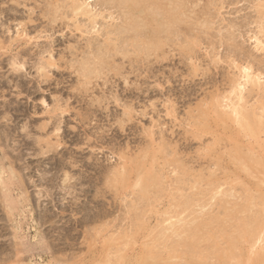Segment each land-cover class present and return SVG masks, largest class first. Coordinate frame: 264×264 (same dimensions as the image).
I'll use <instances>...</instances> for the list:
<instances>
[{"label": "rangeland", "instance_id": "374dc122", "mask_svg": "<svg viewBox=\"0 0 264 264\" xmlns=\"http://www.w3.org/2000/svg\"><path fill=\"white\" fill-rule=\"evenodd\" d=\"M154 1L0 0V264H264V122L246 140L219 121L240 96L264 119V0ZM246 68L262 85L239 95ZM237 132L262 161L231 158Z\"/></svg>", "mask_w": 264, "mask_h": 264}, {"label": "bare ground", "instance_id": "6f19581e", "mask_svg": "<svg viewBox=\"0 0 264 264\" xmlns=\"http://www.w3.org/2000/svg\"><path fill=\"white\" fill-rule=\"evenodd\" d=\"M138 1H139V0H118V2H120L121 4H124L125 6H129V7H132L133 5L135 6V4L138 3V5H142V8H141V10H140V9H137V11H138V12H142V13L145 12L146 9H147V8L144 7V4H143V3H145V2H142V0H140L142 3H141V2H138ZM107 2H108V1H107ZM112 2H113V1H112ZM162 2H163V1H162ZM140 3H141V4H140ZM159 3H160L159 0H155L154 3H153V7L156 6V8H157V6L159 5ZM134 6H133V7H134ZM173 6H174V4H173ZM138 7H139V6H138ZM159 7H160V6H159ZM139 8H140V7H139ZM170 9H172V8H170ZM176 12H177V11H176ZM169 13H170V14H169ZM169 13H168V14H169V16H168L169 20H171V21L174 20V19H175V17H174V16H175L174 13H173V12H169ZM176 17H177V16H176ZM134 18H135V16H134ZM263 18H264V17H263ZM132 20H133V19H132ZM133 21H134V20H133ZM135 21H136V20H135ZM171 21H169V22H171ZM172 22H173V21H172ZM139 36H140V35H139ZM132 38H133V37H132ZM149 42H150V41H149ZM163 43H164V42H163ZM150 45H151V44H150ZM150 45H149V46H150ZM119 46H120V45H119ZM100 47H101V46H100ZM159 47H160V46H159ZM118 52H119V51H118ZM86 66H87V65H86ZM83 69H84V68H83ZM246 69H247V68H246ZM248 69H249V68H248ZM248 69L245 70V76L243 75V76H244L243 78H245L244 83H240V84H238L237 89L234 88V89H235V93L238 92L239 95H242L243 92L246 91V88H247L249 85H253V86L255 85V87H256V83L260 80V78H259L258 76H256L257 78L253 77V76L249 73ZM92 72H93V71H92ZM261 75H262V74H261ZM91 76H92V75H91ZM91 76H90V77H91ZM239 79H240V78H239ZM238 81H239V80H238ZM240 81H241V80H240ZM232 82H233V81H232ZM259 83H261V82H258V84H259ZM259 85H262V84H259ZM259 85H257L258 88H259ZM234 86H235V85H234ZM236 86H237V85H236ZM255 87H254V88H255ZM247 89H248V88H247ZM259 90H260V88H259ZM231 91H232V90H231ZM238 94H237V95H238ZM243 99H244V98H242V97L240 96L239 99H238L239 102H237V103H235V102H231V103L228 105V107H229V109H230V113H226V114H222V115H220V116H219V121H220L221 123H223V124H227V122H229V121H233L234 123H236V124L240 127V130L242 129L241 132L243 131V132L246 134V135H245V138L248 137V139H250V140H251V138H255V137L259 138V137H258L259 134H258L257 131H256L257 133L255 132V129L261 130V128H262V123L264 122V121H262V120H264V119H261V118H263L264 115L261 114V115H263V116L260 118L261 121L258 120L259 118H258L257 116H259V114H260V112H259L260 109H261V111H262L261 113H263V107H262V108H261V107H260V108L258 107V108H259V111H256L258 108H256L254 105H252V106H254V107L256 108V110L253 109L254 107L252 108V109H253L252 112L256 111V113H254V114H255V115L257 114V116H255V115H253L251 112H249V111H251V109H248V110H249V111H248L247 108H246L245 106L243 107V105L240 104V102H241ZM257 99H258V98H257ZM261 101H262V100H261ZM228 102H229V101H228ZM253 102H254V101H253ZM258 102H259V104H260V101H259V100H258ZM247 103H248V102H247ZM263 103H264V102H263ZM213 105H214V104H213ZM260 105H261V104H260ZM260 105H259V106H260ZM256 106H257V105H256ZM261 106H264V105H261ZM219 108H220V106H219ZM245 108H246V109H245ZM248 108H249V107H248ZM217 109H218V108H217ZM229 109L227 108V111H228ZM214 111H215V109H214ZM214 111H213V112H214ZM228 112H229V111H228ZM257 112H259V113H257ZM210 114H212V113L210 112L208 115H210ZM213 114H214V113H213ZM213 114H212V115H213ZM212 115H211V117H212ZM261 115H260V116H261ZM211 117H210V119H211ZM255 117H256V118H255ZM257 118H258V119H257ZM208 120H209V118H208ZM208 120H207V121H208ZM214 120H215V118H214ZM257 120H258V121H257ZM209 121H210V120H209ZM209 121H208V122H209ZM208 122H206V123H208ZM210 122L212 123V120H211ZM214 122H215V121H213V124H214ZM206 123H205V125H206ZM211 123H208V124H211ZM263 124H264V123H263ZM211 125H212V124H211ZM233 125H234V124H233ZM220 126H221V125H220ZM224 126H225V125H224ZM226 126H227V125H226ZM226 126H225V129H226ZM229 126H230V125H229ZM238 126H237V127H238ZM207 127H209V126H207ZM215 127H216V125H215ZM227 127H228V126H227ZM259 127H261V128L259 129ZM209 128H210V127H209ZM212 128H214V127H212ZM222 128H223V127H222ZM230 128H231V127H230ZM230 128H229V129L227 128L226 130H230V131H231ZM235 128H236V127H235ZM44 130H45V129H44ZM221 130L223 131L224 129H221ZM235 130H238V132H240L239 129H237V128H236ZM262 130H264V128H262ZM224 131H225V130H224ZM232 131H234V130L232 129ZM232 131H231L230 133H227V134H228V135L231 134ZM238 132H237V134H235V135H234V134L231 135V141H232L233 143L229 144L230 142H229V143L227 142V143L231 146V148L233 149L232 151H233L234 155H233V157H231V158H233V160H236V161H239V162L243 163L242 165L245 164L247 167L252 166L253 163H257V162H259V161H262V160H259V159L256 160V158H259V155H258V157L256 156V158H255L253 154L250 155V153H247V150H246V149H245V152L243 151V148H244V146H242L243 143L240 145V142H241V141H240L239 139H237L238 137H239V138L241 137V136H240L241 134L238 133ZM244 133H243V134H244ZM221 134H222V133H221ZM224 134H225V133H224ZM227 134H226V135H227ZM222 135H223V134H222ZM256 135H257V136H256ZM223 136H225V135H223ZM234 136H235V137H234ZM259 136H260V135H259ZM221 137H222V136H221ZM225 137H226V136H225ZM242 137H243V136H242ZM249 137H250V138H249ZM226 138H227V137H226ZM260 138H261V137H260ZM228 139H229V138H228ZM261 139H262V138H261ZM241 140H242V139H241ZM243 140H245V139H243ZM246 140H247V138H246ZM246 140H245V141H246ZM250 140H249V141H250ZM254 140H255V139H254ZM220 141H221V138H220ZM228 141H229V140H228ZM249 141H248V142H249ZM225 142H226V139H225ZM256 142H257V141H256ZM260 142H261V141H260ZM260 142H259V141L257 142V143H259V146L261 145ZM263 143H264V142H263ZM223 144L226 145V143H224V141H223ZM228 144H227V145H228ZM245 144H247V141L244 143V145H245ZM248 144H249V143H248ZM248 144H247V145H248ZM250 144H251V143H250ZM250 144H249V145H250ZM225 145H224V147H226ZM249 145H248V146H249ZM252 145H254L253 142H252ZM252 145H251V146H252ZM210 146H211V145H210ZM213 146H214V145H213ZM248 146L245 145V147H246L247 149H248ZM249 147H250V146H249ZM261 147H262V145H261ZM261 147H259V148H261ZM211 148H212V147H211ZM262 148H263L262 151H264V147H262ZM159 149H160V148H159ZM254 149H255V146H254ZM256 149H257V148H256ZM256 149H255V150H256ZM223 150H224V149H223ZM255 150L253 151V148H252V149H249V151H250L251 153L255 152ZM260 150H261V149H260ZM164 151H165V150H164ZM224 151H225V150H224ZM226 151H227V150H226ZM227 152H229V151H227ZM153 153H154V152H153ZM223 153L225 154V152H223ZM231 153H232V152H231ZM257 153L259 154V151H258V150H257ZM257 153H256V154H257ZM260 153H261V152H260ZM262 153H263V152H262ZM262 153H261V154H262ZM144 154H145V153H144ZM146 155H148V153H147ZM227 155H228V154H227ZM149 156H150V155H149ZM224 156H225V155H224ZM224 156H223V157H224ZM143 157H144V156H143ZM143 157H142V158H143ZM149 158H150V157H149ZM153 159H154V158H153ZM153 159H152V160H153ZM220 159H221V158H220ZM260 159H263V160H264V157H263V158H260ZM223 160H224V159H223ZM225 160H226V159H225ZM231 160H232V159H231ZM146 161H147V160H146ZM220 161H221V160H220ZM229 161H230V159H229ZM236 161H235V162H236ZM224 162H225V161H223V163H224ZM239 162H237V163H239ZM152 163H153V162H152ZM223 163H221V164L223 165ZM225 163H226V162H225ZM231 163H233V162L231 161ZM213 164H214V162H213ZM219 164H220V163H219ZM233 164H234V163H233ZM258 164H259V163H258ZM263 164H264V162H263ZM222 165H221V167H222ZM234 165H235V164H234ZM254 165H256V164H254ZM223 166H225V165H223ZM226 166H227V165H226ZM235 166H236V165H235ZM221 167H220V168H221ZM240 167H241V166H240ZM139 168H141V167L139 166ZM142 168H143V164H142ZM142 168H141V169H142ZM147 168H148V167H147ZM154 168H155V167H154ZM229 168H230V167H229ZM255 168H256V167H255ZM221 169H222V168H221ZM240 169H241V168H240ZM259 169H260V168H258L256 171H258ZM262 169H264V168H262ZM144 170H145V169H144ZM154 170H155V169H154ZM215 171H216V170H215ZM223 171H224V170H223ZM241 171H242V170H241ZM259 171H260V170H259ZM259 171H258V172H259ZM261 171H262V170H261ZM263 171H264V170H263ZM147 172H148V171H147ZM218 172H219V171H218ZM229 172H230V171H229ZM229 172H228V173H229ZM244 172H245V171H244ZM244 172H243V173H244ZM153 173H154V172H153ZM228 173H224V174H228ZM262 173H263V172H262ZM262 173H261V174H262ZM139 174H140V173H139ZM148 174H149V173H148ZM148 174H146V175H148ZM209 174H210V173H209ZM220 174H221V173H220ZM224 174H223V175H224ZM249 174H250V173H249ZM249 174H247V175L249 176ZM119 175H120V174H119ZM119 175H118V176H119ZM146 175H143V176L140 175L139 178H140V177H144V176H146ZM218 175H219V174H218ZM231 175H233V173H232ZM234 175H235V174H234ZM244 175H246V174H244ZM247 175H246V177H247ZM259 175H260V174H259ZM262 175H263V174H262ZM262 175H261V177H262ZM120 176H121V175H120ZM150 176L153 178V176H152L151 174H150ZM154 176H155V174H154ZM183 176H184V175H183ZM221 176H222V175H221ZM221 176H220V177H221ZM225 176H226V175H225ZM240 176H241V175H240ZM263 176H264V175H263ZM116 177H117V176H116ZM121 177H122V176H121ZM151 177H150V179H152ZM217 177H218V176H217ZM217 177H214V178L217 179ZM253 177H254V176H253ZM256 177H257V176H256ZM119 178H120V177H119ZM158 178H159V177H158ZM210 178H212V177H210ZM210 178H209V181H210ZM214 178H213V179H214ZM222 178H223V179H226L225 177H222ZM234 178H235V177H234ZM237 178H238V177H236V179H237ZM262 178H263V177H262ZM146 179H148V178L145 177V180H146ZM150 179H149V180H150ZM231 179H232V178H231ZM252 179H255V178H252ZM252 179H251V180H252ZM256 179H257V178H256ZM260 179H261V178H260ZM137 180H138V179H137ZM160 180H161V179H160ZM211 180H212V179H211ZM226 180L228 181V179H226ZM237 180H238V179H237ZM118 181H119V180H118ZM125 181H126V180H124V182H125ZM127 181H128V179H127ZM140 181H141V180H140ZM143 181H144V180H143ZM152 181H155V179H153ZM156 181H158V180H157V175H156ZM209 181H208V182H209ZM214 181H217V180H214ZM219 181H220V179H219ZM149 182L152 183L151 180H150ZM159 182H160V181H159ZM187 182H188V181H187ZM211 182H212V181H211ZM211 182H210V183H211ZM247 182H248V181H247ZM247 182H246V183H247ZM142 183H143V182H142ZM147 183H148V182H147ZM175 183H176V182H175ZM214 183H215V182H214ZM220 183H222V181L219 182V184H220ZM225 183H226V182H225ZM236 183H237V182H236ZM123 184H124V183H123ZM143 184L145 185L146 183L144 182ZM153 184H154V183H153ZM177 184H178V183H177ZM192 184H193V183H192ZM211 184H212V183H211ZM228 184H229V183H228ZM233 184H234V183H233ZM248 184H249V183H248ZM248 184H247V185H248ZM146 185H147V184H146ZM212 185H214V184H212ZM218 186H219V185H218ZM238 186H239V185H238ZM249 186H250V185H249ZM261 186H262V185H261ZM150 187H151V186H150ZM215 187H216V186H215ZM215 187H214V188H215ZM223 187H224V185H223ZM245 187H246V186H245ZM144 188H145V187H144ZM196 188H197V187H196ZM242 188H243V187H242ZM250 188H251V187H250ZM257 188H258V187H257ZM257 188H256V189H257ZM209 189H210V188H209ZM209 189H207V190H209ZM212 189H213V188H212ZM217 189H218V188H217ZM221 189H222V188H221ZM221 189H220V190H221ZM245 189H246V188H245ZM164 190H165V189H164ZM164 190H163V191H164ZM215 190H216V189H215ZM220 190H219V191H220ZM237 190H238V189H237ZM252 190H253V189H252ZM258 190H259V189H258ZM149 191H150V190H149ZM212 191H213V190H212ZM212 191H211V193H213ZM219 191H218V192H219ZM222 191H224V190H221V192H222ZM234 191H235V189H234ZM238 191H239V190H238ZM249 191H250V190H249ZM195 192H196V190H195ZM218 192H217V194H218ZM225 192H227V191L225 190ZM203 193H204V192H203ZM207 193H208V191H207ZM209 193H210V192H209ZM211 193H210V194H211ZM235 193H236V192H235ZM247 193H248V192H247ZM252 193H253V192H252ZM261 193H262V192H261ZM173 194H174V193H173ZM196 194H197V193H196ZM196 194H194V196H195ZM240 194H241V193H240ZM244 194L246 195V192H245ZM139 195H140V194H139ZM198 195H199V194H198ZM200 195H201V194H200ZM205 195H206V194H205ZM242 195H243V194H242ZM245 195H244V196H245ZM247 195H248V194H247ZM172 196H173V195H172ZM183 196H184V195H183ZM232 196H233V195H232ZM239 196H240V195H239ZM249 196H250V194H249ZM253 196H254V195H253ZM262 196H263V195H262ZM262 196H261L262 199L259 198V199H261V200H259V201H263V203H264V196H263V197H262ZM186 198H187V197H186ZM237 198H238V197H237ZM239 198H240V197H239ZM242 198H243V197H242ZM244 198H245V197H244ZM244 198H243V199H244ZM247 198H248V197H247ZM154 199H155V197H154ZM170 199H171V198H170ZM174 199L179 200V199L176 198V197H175ZM182 199H184V198H182ZM187 199H188V198H187ZM189 199H192V198L189 197ZM205 199H206V198H205ZM214 199H215V198H214ZM222 199H223V198H222ZM225 199H226V198H224V200H225ZM234 199H235V198H233V200H234ZM249 199H250V198H249ZM144 200H145V199H144ZM193 200H194V199H193ZM200 200H201V199H200ZM216 200H219V199H217V197H216ZM241 200H242V199H241ZM180 201H181V200H180ZM184 201L186 202V200H184ZM184 201L182 200V202H184ZM187 201L189 202L190 200H187ZM222 201H223V200H222ZM226 201H227V199H226ZM257 201H258V199H257ZM176 202H177V204H178L179 201H176ZM182 202H181V203H182ZM190 202H191V201H190ZM192 202H194V201H192ZM209 202H210V201H209ZM219 202H220V201H219ZM242 202H243V201H241V203H242ZM186 203H187V202H186ZM211 203H212V201H211ZM223 203H224V202H223ZM179 204H180V202H179ZM224 204H225V203H224ZM233 204H234V203H233ZM245 204H246V206H249V203H248V202L245 203ZM247 204H248V205H247ZM250 204H251V203H250ZM256 204H258V203H256ZM256 204H255V205H256ZM172 205H174V204H172ZM175 205H176V204H175ZM185 205H186V204H185ZM185 205H184V206H185ZM220 205H221V202H220ZM237 205H238V204H237ZM237 205H235V206H237ZM243 205H244V203H243ZM184 206H183V207H184ZM223 206H224V205H223ZM239 206H241V205H239ZM258 206H259V207H262V206H260V204H259ZM136 207H137V206H136ZM186 207H187V206H186ZM214 207H215V206H214ZM241 207H242V206H241ZM137 208H138V207H137ZM184 208H185V207H184ZM187 208H190V206H188ZM227 208H229V207H227ZM231 208H232V206H231ZM236 208H237V210H236L235 212L239 211V210H238V207H236ZM245 208H246V207H245ZM245 208L243 207V208H241V209H244V210H245ZM134 209H135V208H134ZM191 209H192V208H191ZM247 209H248V208H247ZM262 209H263V208H262ZM187 210H188V209H187ZM193 210H194V209H193ZM229 211H230V210H229ZM233 211H234V210H233ZM240 211H241V210H240ZM248 211H249V210H248ZM251 211H252V210H251ZM262 211H263V210H262ZM135 212H136V211H135ZM181 212H182V211H181ZM230 212H232V211H230ZM241 212H242V211H241ZM246 212H247V211H246ZM253 212H254V211H253ZM253 212H252V213H253ZM258 212H259V211H258ZM225 213H226V212H225ZM239 213H240V212H239ZM242 213H243V212H242ZM255 213L257 214V212H255ZM255 213H254V214H255ZM263 214H264V213H263ZM263 214H262V216H263ZM138 215H139V214H138ZM211 215H212V214H211ZM224 215H226V214H224ZM246 215H247V214H246ZM252 215H253V214H252ZM214 216H218V215H213V216H211V217L213 218ZM226 216L229 217V214H227ZM231 216H233V214H232ZM231 216H230V217H231ZM254 216H256V215H253V218H254ZM193 217H194V216H193ZM240 217L242 218V216H240ZM208 218H210V217L208 216ZM238 218H239V216H238ZM243 218H244V215H243ZM250 218H252V217H250ZM253 218H252V219H253ZM204 219H206V218H204ZM232 219H233V218H232ZM239 219H240V218H239ZM239 219H238V220H239ZM255 219H256L257 223H258L259 219L261 220V212H260V214H257V216H256ZM255 219H254V221H253V220H252V221L250 220L251 222H250V223L248 222V225H250L252 222H253V223H256ZM262 219H263V218H262ZM211 220H212V219H211ZM233 220H235V219H233ZM241 220L243 221L244 219H240V221H241ZM263 220H264V219H263ZM186 221H187V220H186ZM203 221H204V220H203ZM209 221H210V220H209ZM209 221H207V223L205 222L204 224H205V225L208 224ZM236 221H237V220H235L234 222H236ZM138 222H140V221H138ZM213 222H214V221H213ZM238 222H239V221H238ZM238 222H236V223H238ZM262 222H263V221H261V223H262ZM140 223H141V222H140ZM218 223H219V221H218ZM220 223H221V221H220ZM222 223H223V221H222ZM236 223H235V224H236ZM246 223H247V222H245V224H246ZM257 223L255 224V226H253V227H251V228H249V229H246V230L244 231V233H241L242 230L240 231V234H243V236L245 237V239L249 240V241H248L249 243L246 244V245H249V244L251 243L250 241H252V240L254 241L258 236H260V237H258L256 241H258L259 243L262 241V237H261L262 235H260V233H258V232L260 231V227L257 225ZM191 224H192V223H191ZM202 224H203V222H202ZM239 224H240V223H239ZM194 225H195V224H194ZM196 225H197V224H196ZM205 225H204V226H203V225H199L198 227L202 226L203 228L205 227V229H206V228L208 229V225H207V227H206ZM209 225L211 226V224H209ZM240 225H241V224H240ZM246 225H247V224H246ZM248 225H247V226H248ZM261 225L264 226V224H261ZM261 225H260V226H261ZM143 226H144V225H143ZM179 226L181 227V225H179ZM219 226H222V224L219 225ZM223 226H226V225H223ZM236 226H238V225H236ZM247 226H245V227H247ZM251 226H252V225H251ZM145 227H146V226H145ZM145 227H144V228H145ZM175 227H177V226L175 225ZM212 227H213V226H212ZM226 227H227V226H226ZM238 227H239V226H238ZM240 227H241V226H240ZM141 228L143 229V227H140L139 229L141 230ZM178 228H179V227H178ZM200 228H201V227H200ZM203 228H202V230H204ZM210 228H211V227H210ZM216 228H217V227L215 226L213 229H210V231L206 232V234L209 233V235H211V234H210V233H212L211 231H213V230L215 229V230L213 231V233H212V234H213V237H214V236H215V233H217V232H216ZM219 228H220V227H218V229H219ZM230 228H231V227H230ZM176 229H177V228H176ZM198 229H199V228H198ZM207 229H206V231H207ZM223 229H224V228H223ZM225 229H228V227L225 228ZM232 229H233V228H232ZM235 229H236V228H235ZM261 229H262V228H261ZM177 230H178V229H177ZM200 230H201V229H200ZM138 231H139V230H138ZM154 231H155V230H154ZM175 231H176V230H175ZM180 231H181V230H179L178 233H183V232L185 233L186 229H185V231H183V229H182V232H180ZM191 231H192V230H191ZM198 231H199V230H197V232H198ZM217 231H218V230H217ZM225 231H226V230H225ZM225 231H224L223 233H225ZM221 232H222V231H221ZM192 233H195V235H196V232H194V230L192 231ZM163 234H164V233H163ZM186 234H187V233H186ZM189 234H190V233H189ZM189 234H188V235H189ZM201 234H202V233H201ZM227 234H228V233H227ZM236 234H237V233H236ZM236 234H234V235H236ZM238 234H239V231H238ZM262 234L264 235V233H262ZM170 235H171V233H170ZM172 235H173V234H172ZM191 235H192V234H191ZM193 235H194V234H193ZM161 236H162V234H161ZM198 236H199V235H198ZM202 236H203V235H202ZM204 236H205L204 238H207L206 235H204ZM207 236H208V235H207ZM217 236H219V234H217ZM243 236H242V239H243ZM190 237H192V236H190ZM193 237L195 238L196 236H193ZM213 237H212V238H213ZM227 237H228V236H227ZM227 237H226V238H227ZM232 237H234V236H232ZM194 238H193V241L191 240V241L193 242V244L195 243ZM199 238H200V237H199ZM210 238H211V237H210ZM216 238H217V237H216ZM218 238H219V237H218ZM218 238H217V239H218ZM229 238H231V237H229ZM229 238H227V239H229ZM238 238H239V237H238ZM154 239H155V238H154ZM164 239H165V238H164ZM195 239H196V240H199V239H197V238H195ZM201 239H202V238H201ZM207 239L209 240V236H208ZM207 239H206V240H207ZM217 239H216V241L219 243V241H218ZM227 239H226V240H227ZM245 239H244V240H245ZM183 240H184V237H183ZM183 240H181V241H183ZM222 240H223V242L225 241L224 239H221L220 241H222ZM230 240H231V239H229V241H230ZM239 240H240V239H238L237 241H239ZM247 240H245L244 242L247 243ZM162 241H163V240H162ZM169 241H170V240H169ZM171 241H172V242H170V243H173V240H171ZM181 241H180L179 243H181ZM203 241H204V239H203ZM203 241H202V242H203ZM211 241H213V240H211ZM216 241L213 242V243H215V245L218 244ZM163 242H164V241H163ZM167 242H168V241H167ZM167 242H166V243H167ZM202 242L200 241V243H202ZM205 242H206V241H204L203 243L205 244ZM223 242H221V243H222L221 245H223V244L225 245V243H223ZM225 242H226V241H225ZM230 242H233V240H231ZM230 242L227 241V243H226V248H227L228 250H231V248L233 247V248H232V250H233V249L235 248L234 245H233L232 247H230V249H229V247H228V245H227V244H230ZM119 243H120V242H119ZM184 243H186V242H184ZM211 243H212V242H211ZM216 243H217V244H216ZM240 243H241V242H239V244H240ZM161 244H162V243H161ZM164 244H165V243H164ZM164 244H162V245H164ZM175 244H176V242H175ZM177 244H178V243H177ZM177 244H176V245H177ZM182 244H183V243H182ZM191 244H192V243H191V242L189 243V240H188V245H186V246L189 247V248H188L189 250H187V251L192 252L194 249L197 248V247H195V246L197 245V242H196V244H194L195 246L193 245L194 247H190L189 245H191ZM198 244H199V241H198ZM208 244H209V242H208ZM232 244H233V243H232ZM257 244H258V243H257ZM172 245H173V244H172ZM179 245H180V244H179ZM206 245H207V244L203 245V246H204V249H203L202 246H201V248L203 249V251H205V246H206ZM209 245H210V244H209ZM209 245H207V247H208ZM213 245H214V244H213ZM215 245H214V246H215ZM218 245H219V244H218ZM221 245H219V246H221ZM240 245H242V248H243V245H244V244H240ZM148 246H149V244H148ZM173 246H175V245H173ZM173 246H172V247H173ZM177 246H178V245H177ZM182 246H183V245H182ZM198 246H199V245H198ZM211 246H212V245H210V247H211ZM219 246H218V247H219ZM252 246H253V247L255 246V241H254V245H252ZM165 247H166V246H165ZM167 247H169V246L167 245ZM175 247H176V246H175ZM184 247H185V246H184ZM212 247H213V246H212ZM212 247H211V248H212ZM218 247H217V250H216V251H218ZM239 247H240V246H239ZM255 247H256V246H255ZM162 248H163V246H162ZM177 248H180V247L178 246ZM181 248H183V247H181ZM190 248H194V249L191 250ZM198 248L200 249V247H198ZM223 248H224V247H222V249H219L218 253H219L220 251L226 250V248H224V249H223ZM240 248H241V247H240ZM245 248H248V247L245 246ZM121 249H122V248H121ZM145 249L147 250V248H145ZM145 249H144V251H146ZM163 249H164V248H163ZM167 249H169V248H167ZM172 249H173V248L170 249V250H171L170 252H173V254H177V252H176L175 250L173 251ZM175 249H176V248H175ZM183 249H184V248H183ZM202 249H201V250H202ZM208 249H209L208 251H210V248H209V247H208ZM235 249H236V248H235ZM235 249H234V250H235ZM238 249H239V248H238V246H237V250H238ZM116 250H117V249H116ZM119 250H120V249H119ZM128 250H129V249H128ZM154 250L156 251V249H154ZM184 250H186V249H184ZM184 250H182V249H181V250H178V249H177L178 252H179V251H182V252H183ZM242 250H243V249H241L240 251L242 252ZM159 251H160V250H159ZM165 251H166V249H165ZM206 251H207V250H206ZM252 251H253V250H252ZM120 252H121V251L118 252V255L120 254ZM123 252H124V251H123ZM128 252H129V251H127V253H128ZM160 252H161V251H160ZM160 252H158V253H160ZM167 252H169V251H167ZM193 252H197L196 255H197L198 253H200L201 255L198 254V255L196 256L195 254H193ZM193 252H192V254L196 256V257H194V258H195V259L197 258V261H199V260H198L199 258L204 259L205 257H207V256H206L207 253H205V255H204V253H203V255H204V256H203L202 253H201L199 250H198V251H197V250H194ZM211 252H214V251H211ZM223 252H224V251H223ZM226 252H230V251H225L224 253H226ZM263 252H264V251H263ZM150 253H151V252H150ZM150 253H149V254H150ZM156 253H157V252H156ZM185 253H186V254H183V253L181 254V253L179 252L178 254H181V257H184L183 255L188 256L187 253H189V252H185ZM216 253H217V252H216ZM246 253H247V252H246ZM124 254H125V253H124ZM189 254H191V253H189ZM192 254H191V255H192ZM210 254H211V253H210ZM232 254H233V253L230 252V253L227 254V255H229V256H230V255H231V256L235 255V254H233V255H232ZM247 254H248V253H247ZM115 255H116V254H115ZM145 255H146V254H145ZM145 255H144V257L148 256V255H146V256H145ZM152 255H153V254H152ZM152 255L150 254L149 256L152 257ZM157 255H159V254H157ZM160 255H164V253H163V254L160 253ZM160 255H159V257H160ZM170 255L172 256V254H170ZM191 255H190V256H191ZM224 255H225V254H224ZM227 255L224 256V257H226V259H227ZM260 255L262 256V254H260ZM116 256H117V255H116ZM123 256H124V255H123ZM125 256H126V254H125ZM176 256H178V255H176ZM198 256H199V257H198ZM202 256H203V257H202ZM215 256H216V255H215ZM237 256H238V255H237ZM237 256H236V257H237ZM240 256H241V255H240ZM240 256H239V257H240ZM243 256H244V253H243ZM129 257H130V255H129ZM179 257H180V256H179ZM179 257H177V258H179ZM191 257H192V256H191ZM191 257L189 258L190 260H192ZM216 257H217V256H216ZM216 257H214L213 259L216 260V259H217ZM247 257H250V255L247 256ZM257 257H258V256H257ZM124 258H125V257H124ZM124 258H123V259H124ZM148 258H149V257H148ZM148 258H147V259H148ZM152 258H153V257H152ZM162 258H163V256H162ZM162 258H160V259H162ZM169 258H170V256H169ZM169 258H168V259H169ZM172 258H175V257H172ZM184 258H185V257H184ZM230 258H231V257H229V258L227 259V261H228ZM232 258H233V257H232ZM245 258H246V257H245ZM250 258H251V257H250ZM261 258H262V257H260V259H261ZM107 259H108V258H107ZM110 259H112V260H110ZM110 259H108V261H109V260H110V261H113V258H110ZM137 259L139 260L137 264H144L145 261H146V258H145V260H144L143 257H142V259H143L144 261L141 260V259H139V258H136L135 260H137ZM164 259H165V257H164ZM166 259H167V257H166ZM170 259H171V258H170ZM182 259H183V258H182ZM189 259H188V261H186V259H184V260H185L186 262H188V264H189V263L191 262V261L189 262ZM195 259H194V260H195ZM208 259H209V257L207 258V260H208ZM218 259H219V258H218ZM220 259H221V258H220ZM236 259H237V258H236ZM260 259H259V257H258L257 260L260 261ZM263 259H264V258H263ZM121 260H122V259H121ZM124 260H125V259H124ZM128 260H129V259H128ZM135 260H134V261H135ZM172 260H173V259H172ZM175 260H176V259H175ZM184 260H182V261H184ZM204 260H206V258H205ZM210 260H211V259H210ZM222 260H223V259H222ZM222 260H221V261H222ZM230 260H232V259H230ZM238 260H242V261H243L242 258H239ZM244 260H245V259H244ZM106 261H107V260H106ZM132 261H133V260H132ZM134 261H133V262H134ZM156 261H157V260H156ZM158 261H160V260L158 259ZM195 261H196V260H195ZM224 261H225V260H224ZM224 261H222V264L224 263ZM233 261H234V260H233ZM247 261H248V260H247ZM261 261H262V260H261ZM172 262H173V261H171V263H172ZM201 262H203V261L201 260ZM211 262H214V261H211ZM230 262L232 263V261H230ZM237 262H238V264L240 263L239 261H237ZM109 263H110V262H109ZM203 263H204V262H203ZM205 263H206V262H205ZM242 263H243V262H241V264H242ZM258 263H259V262H258ZM262 263H263V261H262ZM120 264H121V262H120ZM122 264H123V263H122ZM133 264H134V263H133ZM160 264H161V263H160ZM165 264H167V262H166ZM168 264H169V263H168ZM175 264H176V262H175ZM177 264H179V262H178ZM191 264H193V263H191ZM197 264H200V263H197ZM206 264H207V263H206ZM209 264H210V262H209ZM214 264H215V263H214ZM224 264H225V263H224ZM227 264H228V263H227ZM235 264H236V263H235Z\"/></svg>", "mask_w": 264, "mask_h": 264}]
</instances>
